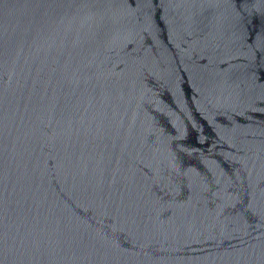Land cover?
I'll use <instances>...</instances> for the list:
<instances>
[{
    "label": "water",
    "instance_id": "water-1",
    "mask_svg": "<svg viewBox=\"0 0 264 264\" xmlns=\"http://www.w3.org/2000/svg\"><path fill=\"white\" fill-rule=\"evenodd\" d=\"M0 264H264V0H0Z\"/></svg>",
    "mask_w": 264,
    "mask_h": 264
}]
</instances>
